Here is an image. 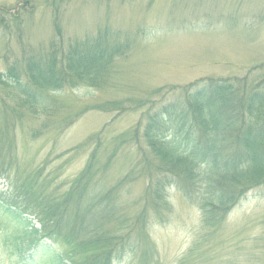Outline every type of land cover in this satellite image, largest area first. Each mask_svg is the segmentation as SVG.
Wrapping results in <instances>:
<instances>
[{"label":"rangeland","instance_id":"rangeland-1","mask_svg":"<svg viewBox=\"0 0 264 264\" xmlns=\"http://www.w3.org/2000/svg\"><path fill=\"white\" fill-rule=\"evenodd\" d=\"M56 24L65 45L108 32L105 45L126 52L100 86L50 93L43 107L19 108L13 90L0 85V127L16 118L11 138L18 171L43 169L51 187L64 190L98 152L91 194L120 184L116 216L133 219L142 210L149 217L150 243L136 232V247L113 264H264L261 190L248 191L206 227L198 201L188 200L174 179L160 194L163 204L151 193L165 164L145 137L149 115L174 104L175 87L264 74L251 72L264 65V0H0V73L32 51H47ZM111 105L122 110H98ZM164 136L174 138V125ZM8 188L0 179V192ZM0 264L15 261L0 251Z\"/></svg>","mask_w":264,"mask_h":264},{"label":"trees","instance_id":"trees-1","mask_svg":"<svg viewBox=\"0 0 264 264\" xmlns=\"http://www.w3.org/2000/svg\"><path fill=\"white\" fill-rule=\"evenodd\" d=\"M58 28L56 24L57 37L47 51H32L20 65L0 73V85L13 90L12 100L19 101V108L43 107L48 94L68 88L100 86L102 77L126 52L118 44L105 45L108 32L65 45ZM255 71L264 72V65L251 72ZM249 76L204 78L175 87L174 104L161 106L148 117V146L165 164L164 175L150 186L151 193L163 204L160 194L174 179L188 200L198 201L206 227L248 191L259 189L264 196V74L255 80ZM161 93L155 91V95ZM99 109L122 110L115 105ZM13 119L0 127V179L9 182L8 193L0 192L1 252L15 264H113L118 255L136 247V232L150 243L146 212L141 210L133 219L116 216L114 199L120 184L105 195L91 194L95 183L90 175L98 152L92 153L86 168L64 190L51 187L43 169L19 172L11 138ZM173 125L174 138H166L164 132ZM104 224L113 227L101 231ZM56 244L68 252H60Z\"/></svg>","mask_w":264,"mask_h":264}]
</instances>
